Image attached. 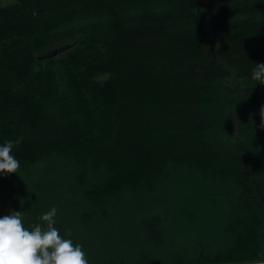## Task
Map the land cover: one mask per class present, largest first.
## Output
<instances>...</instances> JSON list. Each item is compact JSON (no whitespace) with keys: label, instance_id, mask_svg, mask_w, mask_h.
Masks as SVG:
<instances>
[{"label":"trees","instance_id":"16d2710c","mask_svg":"<svg viewBox=\"0 0 264 264\" xmlns=\"http://www.w3.org/2000/svg\"><path fill=\"white\" fill-rule=\"evenodd\" d=\"M256 63L264 0H0V217L55 207L89 264H260Z\"/></svg>","mask_w":264,"mask_h":264},{"label":"clouds","instance_id":"9594fccd","mask_svg":"<svg viewBox=\"0 0 264 264\" xmlns=\"http://www.w3.org/2000/svg\"><path fill=\"white\" fill-rule=\"evenodd\" d=\"M252 79L264 85V63H256ZM260 117L264 127V106ZM21 142L22 137L0 145V173H17L20 164L11 153ZM56 213L53 207L40 217L45 224H35L30 229L22 223L21 211L0 217V264H89L82 245L66 238L71 236V230L62 236L54 226Z\"/></svg>","mask_w":264,"mask_h":264},{"label":"rangeland","instance_id":"374dc122","mask_svg":"<svg viewBox=\"0 0 264 264\" xmlns=\"http://www.w3.org/2000/svg\"><path fill=\"white\" fill-rule=\"evenodd\" d=\"M3 4L7 5V4H11L14 2V0H1Z\"/></svg>","mask_w":264,"mask_h":264},{"label":"water","instance_id":"95a60500","mask_svg":"<svg viewBox=\"0 0 264 264\" xmlns=\"http://www.w3.org/2000/svg\"><path fill=\"white\" fill-rule=\"evenodd\" d=\"M56 54H57V52L53 53V55H56Z\"/></svg>","mask_w":264,"mask_h":264}]
</instances>
